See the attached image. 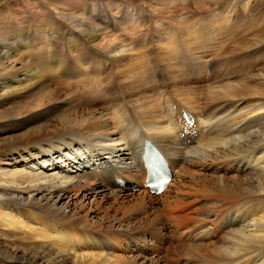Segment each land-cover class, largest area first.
Masks as SVG:
<instances>
[{"label": "bare ground", "instance_id": "1", "mask_svg": "<svg viewBox=\"0 0 264 264\" xmlns=\"http://www.w3.org/2000/svg\"><path fill=\"white\" fill-rule=\"evenodd\" d=\"M155 1L156 41L127 11L111 34L105 10L97 25L59 13L83 17L84 0H0V264H264V0ZM48 10L65 42L44 36ZM188 81L209 83L204 101ZM146 141L174 172L169 189L202 176L206 199L219 194L202 219L165 225L162 242L179 228L185 242L170 262L155 255L154 220L132 216Z\"/></svg>", "mask_w": 264, "mask_h": 264}, {"label": "rangeland", "instance_id": "2", "mask_svg": "<svg viewBox=\"0 0 264 264\" xmlns=\"http://www.w3.org/2000/svg\"><path fill=\"white\" fill-rule=\"evenodd\" d=\"M100 1L101 0H88V1L87 0L86 1L84 0L85 4L83 3V7H85V8H84V12H83V17H81L82 15L79 16L78 11H68L67 9H65L63 7H59L58 10H59V13L60 14H62L63 16H67V18H73L75 20H79V21H81L83 23H86V24H88V23H95V25H97L98 22H96L95 19H91V15L92 14H94V15L98 14V10H100V11L105 10L107 12V15H109L112 18V19L110 18L111 19V21H110L111 23H109L111 25V28H108L109 31H108V29H106V33H111V34H112V32H111L112 31V27H114L116 25V22L118 20H119L118 21L119 23L122 22L121 21V19H122L121 16L124 13L123 11H127L130 16L132 15L131 16V19L132 20H130V22H127L128 25H130V23H131V25H133V23H135V22H142L143 24L145 23L146 26L148 24H151L150 22L154 23L153 26L150 27L151 28L150 30H152V31H150V36L152 37L151 39H153V40L155 39L154 41L158 40L157 39L158 36L155 34V30L153 31V29L155 28V26H156V28L161 27L162 26L161 25L162 24V21H165L166 19H164V18L161 19V18L155 17L156 16V13H155L156 9L160 10L162 8V6H159V5L156 4V1L155 0H138V1H141V2L138 3L139 4V7L141 9H139V8L137 9V5L136 4L135 5H132V6L123 5L122 4V0H112L113 1L112 2L113 4H110L107 1H103V0L101 2ZM198 1L204 2V0H198ZM176 4H179L180 5V2L178 1V3H176ZM181 4L184 5V2L181 3ZM19 5H20V3H19ZM207 7H212V4H211V6L208 4ZM26 10L29 12L28 13V16L29 17L28 16H25L24 19L26 21V19L29 18L28 21H26L27 22V29L30 26V29L32 30V28L34 27V24H35L34 22L36 21V19H35V17H32V15H34V13H32V15H31V11L28 10V9H26ZM142 10L143 11L144 10L145 11H148V12H146V14L150 13V14H148V16H150V17L149 18H145V16L147 17V15L146 14L143 15V11ZM168 10L165 9L166 12ZM190 10L191 9L188 10L189 11V14H187V15H186L187 12L185 14H182V11L178 12L177 15H179L178 17L190 16L191 15V12H194V10H191V11ZM36 11H38V9H36ZM23 12H25V10H23ZM120 12H121V14H119ZM49 13H50V10H48L47 13L46 12H41V14H43L42 15L43 16V18H42L43 21L42 22H44V26H45V27H43L44 36L48 37L50 40L53 37V39L51 40V42L52 43H55V44L59 43L60 41H64L65 42V40L63 39L64 33H63V31H61L62 29L59 28V27H57V24L54 22V20H52L51 22L49 21ZM44 14H46L47 16L44 15ZM168 15L171 16L173 14H168ZM30 17L32 19H34V20L30 19ZM152 17H155V19L152 18ZM149 19H151V20L153 19V21H150ZM157 19H160L159 23H158V20ZM115 20H116V22H115ZM156 20H157V23H156ZM17 23H19V22L10 21L9 20V24H12V37L14 35H17V34H21L22 33V30L20 28L21 26L19 27ZM40 23L41 22L39 21L38 24H40ZM41 24H43V23H41ZM127 24L122 25V27H124V26L127 27L128 26ZM143 26H145V25H143ZM98 28H99L98 35H102V33H104L105 30H102L100 27H98ZM27 29H26V32H27ZM115 31H114V33L116 34L118 32L117 35L119 36L120 35V31H118L117 29H115ZM169 31H171V30H169ZM146 33H147V31H146ZM56 35L57 36L62 35V36L57 37ZM30 60H31V58L28 61H30ZM38 60L39 61H37V63L36 62H33V65L31 64V68L32 69L34 68L33 71H36L37 68H38V65H35V64H38V63L42 64L45 61V60L43 61V59H38ZM36 66H37V68H36ZM208 67H209V65L207 66V70H208ZM208 74H209V72H208ZM187 78H189V77H187ZM51 80H53V81H51ZM51 80L49 81V85L52 88H54V90H57V87L58 86H57L56 81L54 79H51ZM61 81H63L62 82V85H64V86H62L63 90L70 89L71 85L74 84V83H75V85H77V82L75 80V77L74 78L73 77H63V80H61ZM9 82L10 81H8V83ZM189 84L190 83L188 81V85L187 84L182 85V87H183L182 90H200V94H201L200 95L201 96L200 102L204 101L203 100L204 99L203 98L204 97V91L207 90V86L209 85V83L204 82V81H201V82L197 81V83H191L190 85ZM211 84H212V81H210V85ZM161 87L163 89V86L162 85H161ZM173 100L176 101L175 98H173ZM107 113H109V111H107ZM192 171L196 172L197 170L192 169ZM197 178L198 179H196V180L190 179L189 177H184V178L180 179L179 181H177L175 183V185L171 189L167 188V189H169L167 191L168 193L166 192L167 189L163 192V193L166 192L165 193L166 196H164L165 194H163V193L158 194V195L152 194L146 188H142V187L133 190V192H134L133 194H136L137 195L133 199V201L134 202H137L138 201V203L145 202L146 205L144 204L145 207L143 205V207H142L143 209L142 208L141 209L134 208V211H132V213H133L132 216L134 217V219H139V220L140 219L141 220H145V219L146 220H154V222L152 224L149 223L150 226L148 228H146V230L147 231H153L154 232V235L152 234V238L154 236V238H153L154 239V243H153V239L151 240V242L153 243L152 247L154 249H157L159 251V252H157V251L154 250L155 255L158 256L159 253L163 254V256L165 257V259H167V262H170L169 257H170L171 252H172V247L174 245H176V244L183 245V243H185V242L182 240V238H181V240L178 238L179 237L178 236L179 234L178 235H175V232L177 230H179L180 228L179 229L173 228V230L176 229V231L175 232H171V235L169 236V239H168V240H170L169 241V244H165L164 242H162L161 235L163 236V234H164L163 231H164L165 225L168 224V223L170 224L172 221H174V223H172V224H176V223H178V221H179L178 219L179 218H181V219H183V218L184 219H192V220H196V219L200 220V219H202L203 212H204V211H202V205L205 203L204 201H207V200H209L211 198H215V197H217L219 195L218 193H212V196L210 198L206 199V191L208 189L205 188L206 186L204 184H202L203 181L200 179V178H202V176L201 177L198 176ZM199 179H200L201 182L199 181ZM208 187H209V185H208ZM142 191H147L148 193L147 192L142 193ZM141 194H142V196H141ZM146 194H148V196ZM150 194H151V197L152 198L150 197ZM144 196L146 197V199H145ZM163 198H165V199L163 200ZM161 200H162V202H161ZM151 201H153L154 203L151 202ZM156 201H157V203L155 204ZM202 202H204V203L202 204ZM153 207H154L155 210L152 209ZM159 207H161V208H159ZM118 208H120L122 211L120 210V211L116 212L115 210L111 209V210H108L107 213L110 216L121 217L124 210L120 206H117L115 209H118ZM177 211H179V212H177ZM181 211H182V213H181ZM174 212H176V214ZM177 213L178 214L180 213L182 215H177ZM199 214H200V217H198ZM144 223H146V222H144ZM186 238L187 237H184V240H186ZM176 242H178V243H176ZM168 250H170V251H168Z\"/></svg>", "mask_w": 264, "mask_h": 264}]
</instances>
